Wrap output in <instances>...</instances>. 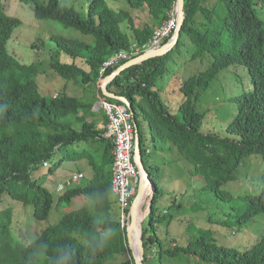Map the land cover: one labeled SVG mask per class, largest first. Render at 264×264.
I'll return each mask as SVG.
<instances>
[{"label":"trees","instance_id":"1","mask_svg":"<svg viewBox=\"0 0 264 264\" xmlns=\"http://www.w3.org/2000/svg\"><path fill=\"white\" fill-rule=\"evenodd\" d=\"M41 1L18 0L32 4L35 19L54 22L90 38L87 41L60 35L49 37L55 48L50 68L64 81L79 85L82 93L69 95L66 89L54 95L40 92L35 79L38 66L20 63L8 51L12 35L22 22L6 14L0 1V204L7 196L23 206H32L37 221L46 220L54 197L41 184L43 180L33 178V173L44 168V163L52 164L48 173H54L67 161L65 156L56 161L55 156L68 145L100 141L105 147L86 156L92 172L88 184L64 191L56 205L69 206L76 197H84L87 203L64 213L57 224L45 228L36 239L17 241L10 231L12 209L0 211V264H53L56 249L61 245L71 248L73 264H111L116 256H123L119 264H134L124 229L111 218L112 144L102 137L94 120L86 119L93 116L92 107L97 99L94 88L103 62L133 44L142 47L153 33V25L147 22L136 26L139 18L135 12H146L153 24H160L176 0H123V6L111 4L117 0ZM204 1L184 0L180 38L171 51L127 68L107 88L132 103L140 135L144 134L143 121L148 123L154 151L174 150L179 159L191 166L189 175L201 181L199 191L211 197L219 214L239 230L254 226L257 235L249 242L243 239L241 244L227 247L217 245L210 230L196 228L186 245L164 244L157 235V227L168 219L169 210L160 215L158 202L165 196L160 182L169 162L155 156L151 164L147 163L150 153L140 136L143 164L154 189L142 223L143 264L152 247L157 249V262L151 258V264H163L165 256L191 257L206 264H264V174L256 193L233 196L222 189L225 182L237 179L235 173L243 160L264 157V20L257 11L259 4L264 8V0H218L222 3L218 28L213 27L214 11L204 6ZM199 14L210 25L204 32L195 23ZM183 37L194 45L193 60L205 56L212 60L203 71L181 79L174 90L175 100L168 102L164 97L169 92L153 87L168 72L174 55L181 53ZM37 43L31 44V48L45 46ZM60 54L69 61L59 60ZM117 67L107 69L104 77ZM232 67L243 69L247 86L227 100L231 103L229 122L217 131L209 130L205 122L207 111L200 106L202 96L222 71ZM104 118L106 123L105 115ZM156 140L167 143V148L158 147ZM70 159L82 160L84 156ZM72 175L69 181L74 182ZM172 209H181V205H173ZM194 210L203 208L196 203ZM97 218L102 223L97 224ZM104 231L110 233L108 243L98 250L90 249L93 236Z\"/></svg>","mask_w":264,"mask_h":264},{"label":"rangeland","instance_id":"2","mask_svg":"<svg viewBox=\"0 0 264 264\" xmlns=\"http://www.w3.org/2000/svg\"><path fill=\"white\" fill-rule=\"evenodd\" d=\"M0 1L6 14L15 16L22 22V25L16 29L12 35V40L8 44V51L20 63H35L38 66V75L35 79L40 92L45 95H54L66 89L69 95H80L82 93V88L79 85L64 81L50 68V64L54 61V59L52 60V58H54L52 55L54 56L55 48L50 44L49 37L51 35H60L87 41L90 40V38L74 30H65L62 26L54 22L35 19L31 8L32 4L25 5L19 3L18 0ZM111 4L113 6H123V0H117V2L111 1ZM203 4L214 11L215 19L213 27L218 28V19L222 15V3L218 0H205ZM259 5H257V11L261 19L264 20V8ZM75 6H77V4H75ZM135 13L139 18V20H136V26H141V23L144 21L153 25L152 28L154 30V28L159 25L153 24L146 12L139 10ZM195 23L197 29L203 32L210 26L201 14L196 17ZM125 32L129 33L130 31L126 29ZM34 42L45 43V46H41L38 50H34L31 48V44ZM183 42L184 46L181 49V53L178 56L174 55L175 58H172L168 67V72L164 75V78L157 81L156 87H153V90L162 89L167 92L168 90H165V88L169 89L172 87L173 89H177L181 79H186L192 74L203 71L205 67L211 63L212 59L209 56H205L201 60H193L194 45L186 37H183ZM37 45L39 44L37 43ZM57 58L62 62L69 61L63 54H60ZM76 63L85 68L80 60H77ZM180 68H182V73L179 71ZM180 74L183 76L182 78ZM246 86L247 76L240 67H232L219 74L218 79L212 82L210 88L203 94L200 103L202 110L207 111L205 119L207 129L217 131L222 124L229 122L231 118L229 112L231 103L227 102V100L237 95V93L240 92L238 90L242 89V87L246 88ZM175 96V93L170 90L167 96L168 102H173ZM143 123L145 125L144 131L147 134L144 139L147 146L151 148L152 151L150 155L146 156V162L151 164L152 158L155 156L153 144L151 142L152 132L148 123L144 121ZM156 141L158 147L167 148V143ZM162 152L165 154V158L168 159L166 161L169 162V164L163 169L164 173L162 174L160 186L164 190L165 196L161 201L159 200L158 208L160 215L168 210L169 215L164 223L158 225L157 235L164 244L167 246H173L175 244L186 245L193 237L196 228L210 230L212 239L217 241V245L227 247L239 245L243 239L249 242L248 240H251L257 235L254 226L244 227L239 230L237 226L230 225L228 219H225L219 214L211 197L209 195L204 196V193L199 191L202 183L198 178L189 175L188 171L191 166L179 159L180 157H178L174 150L170 152L164 149ZM158 156L157 158H163L162 155ZM55 158L56 161L62 160L63 153L61 150L57 152ZM84 163H86L84 159L64 161L52 174L48 173L52 164L33 173L34 179L43 180L41 184L52 192L55 201L50 215L44 221H37L34 219L32 206H23L11 200L9 197L4 196L5 199H3L0 204V211L6 208L12 209L10 231L17 241L27 242L36 239L45 228L57 224L64 213L83 207V205L87 203L84 197H76L69 206L56 205L58 197L64 191L77 185L84 186L88 184L91 174ZM77 169L83 170L85 174L84 178L77 182L69 181L71 172L73 171V173H75ZM263 174L264 157L251 156L242 161L239 169L235 173L237 179L235 181L225 182L222 189L233 196H244L256 193L260 189L261 177ZM217 175L224 177L222 173H217ZM43 177H45V179H42ZM151 198L149 193L144 200V205L140 209L141 212L145 213L142 223L145 222L148 215L146 211L149 210L148 202ZM112 202L111 218L121 223V212L114 195H112ZM196 203H198L203 210L195 211L194 204ZM178 204L181 205V209L175 210L174 212L173 209L170 210V207ZM141 226L142 230L144 225L141 224ZM259 227L261 230L263 224L261 223ZM124 232L126 234V229H124ZM124 237L127 241L126 235ZM149 250L146 264H151V258H155V262H157L156 247H152ZM125 256L128 257V254ZM121 260H123V256H116L111 264H119ZM162 263L206 264L191 257L169 258L166 256L163 258Z\"/></svg>","mask_w":264,"mask_h":264},{"label":"built area","instance_id":"3","mask_svg":"<svg viewBox=\"0 0 264 264\" xmlns=\"http://www.w3.org/2000/svg\"><path fill=\"white\" fill-rule=\"evenodd\" d=\"M176 22V6L174 5L167 12V18L154 28L146 44L140 48L133 44L129 49L115 52L103 62L99 71L95 88L97 99L93 104V110L102 111L107 117V121L101 127V130L102 137L112 144L111 191L116 197L121 212V229H127L128 227V211L142 181V172L138 167L134 154L135 130L132 113L122 102L109 101L101 93V82L106 70L110 67L119 66L123 61L132 58L136 54L155 50L168 42L174 33ZM147 153H149L148 150ZM44 166H48V163H44ZM82 178V173L72 175L73 181Z\"/></svg>","mask_w":264,"mask_h":264},{"label":"water","instance_id":"4","mask_svg":"<svg viewBox=\"0 0 264 264\" xmlns=\"http://www.w3.org/2000/svg\"><path fill=\"white\" fill-rule=\"evenodd\" d=\"M175 6H176V21L177 22H176V28L174 30V33L171 39L165 44H163L161 47L155 50L143 52L119 64V66L116 69H114L110 74L106 75L101 82L102 94L106 98L119 101L125 104L133 116V125H134V130H135L134 154L136 157L138 167L140 168L142 172V181L137 189L135 196L132 199V202H131V205L128 211V215L130 217V224L126 229L127 245L133 256L134 264H143V260H144V245L142 241V230H141L142 220L137 224L136 215L138 214L141 201L144 199L143 197H144V192L146 191V189L147 188L149 189L151 197L153 196L154 189H153V185L151 183L150 177L148 175V172L146 171L144 164H143L140 136L145 137V134L140 135L139 127L137 125L136 116H135V113H136L135 109L133 108L132 103L127 98H125L124 96H119L111 92L110 90H108L107 86L112 80H114L117 76L121 74V72H123L127 68L132 67L134 65L141 64L142 62L150 58L163 56L167 54L169 51H171L176 46L180 38L181 28H182L183 21H184V0H176ZM150 204H151V199L148 202V208H150ZM148 211H147V214H148ZM138 225H139V230L137 229ZM132 230L136 231V237H137L135 240V250H134L133 242L131 239Z\"/></svg>","mask_w":264,"mask_h":264},{"label":"crops","instance_id":"5","mask_svg":"<svg viewBox=\"0 0 264 264\" xmlns=\"http://www.w3.org/2000/svg\"><path fill=\"white\" fill-rule=\"evenodd\" d=\"M175 56H174V58H175ZM179 71H180V73H182V68H180ZM180 77L182 78L183 76L180 74ZM163 78H164V76H163ZM171 85H173V84H171ZM171 88L172 87H170L169 89H166L165 88V90H168V92L171 90L173 93H175V91H174L175 89H173V88L171 89ZM162 92H163V90H162ZM175 95H176V93H175ZM167 96L164 97V95H163L164 100L167 99ZM92 112H93V116L88 117L86 120H87V122H91V121L94 120L95 123H96V125H97L96 128L101 130V127L104 125V119H105L104 118V113L102 111H98V112L97 111H94L93 110V107H92ZM142 127H143V133H145V135H147L146 132L144 131V127H145L144 123H143V126ZM145 144L147 146L146 141H145ZM104 147H105V144L103 142H100V141H98V142H89V143H77V144H72V145L66 146L65 148H63L61 150V152L63 153V157L65 156L67 158V161H72L70 158H72V159L73 158H76L78 155H81V154H83L84 160L86 161L87 160L86 159L87 154H94V153L98 152L99 149H103ZM147 150L151 154V152H152L151 151V148H149L147 146ZM153 152H155V156L159 157L158 155H162V157L165 158V154L162 151H153ZM170 152H172V151H170ZM155 156H153L152 159H154ZM166 160H168V159H166ZM84 165L86 166V168H88L89 173L92 175L91 168L89 166L88 161H86V163H84ZM76 171L82 173L85 176L83 170L77 169ZM75 173H73V171H72L71 172V175L72 174H75ZM143 205H144V202H143L142 206ZM142 221H144V218L142 219Z\"/></svg>","mask_w":264,"mask_h":264},{"label":"clouds","instance_id":"6","mask_svg":"<svg viewBox=\"0 0 264 264\" xmlns=\"http://www.w3.org/2000/svg\"><path fill=\"white\" fill-rule=\"evenodd\" d=\"M96 223L100 224L102 223V220L97 218ZM109 236L110 233L108 231H104L103 233L93 236L89 243L90 249L98 250L104 247L108 243ZM53 264H73V254L71 248L63 245L58 246Z\"/></svg>","mask_w":264,"mask_h":264},{"label":"bare ground","instance_id":"7","mask_svg":"<svg viewBox=\"0 0 264 264\" xmlns=\"http://www.w3.org/2000/svg\"><path fill=\"white\" fill-rule=\"evenodd\" d=\"M145 180V178H144ZM150 193L149 189L147 188L146 191L144 192V199L141 201V204H140V207H139V210H138V214L136 215V223L138 224L144 217H145V213L141 212L140 209L142 208V204L146 198V196ZM141 212V213H140ZM147 212V211H146ZM130 224V217H129V220H128V226ZM137 229L139 230V225L137 226ZM136 231L135 230H132L131 232V239H132V242H133V246H134V250H135V240H136Z\"/></svg>","mask_w":264,"mask_h":264}]
</instances>
